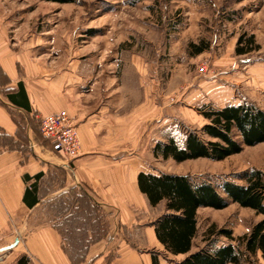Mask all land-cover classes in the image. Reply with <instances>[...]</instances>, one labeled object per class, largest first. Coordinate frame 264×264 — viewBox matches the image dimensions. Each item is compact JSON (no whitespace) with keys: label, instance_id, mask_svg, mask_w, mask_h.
I'll use <instances>...</instances> for the list:
<instances>
[{"label":"rangeland","instance_id":"obj_1","mask_svg":"<svg viewBox=\"0 0 264 264\" xmlns=\"http://www.w3.org/2000/svg\"><path fill=\"white\" fill-rule=\"evenodd\" d=\"M0 21L10 53L38 62L48 70L44 77L67 78L61 90L63 94L72 90L80 110L91 114L104 107L105 119L127 125V140L117 143H128L129 148L118 155L119 160L135 156L154 173H190L199 179L210 176L239 183L243 181L233 175L264 170V143L222 161L199 158L178 163L153 154L158 140L174 137L182 143L188 129H200L207 122L201 112L206 106L219 108L248 99L264 108L261 0H0ZM243 34H254L260 48L237 54ZM192 43L205 50L194 54ZM206 60L209 71L202 75L198 66ZM7 82L0 68V85ZM75 123L79 130L78 120ZM80 156L81 147L73 160ZM70 200L72 214L61 223V230L77 264H83L86 231L91 229L94 237L107 236L108 218L77 190ZM77 202L80 206L74 208ZM164 211L161 203L145 215L140 212L142 226ZM260 217L237 203L222 210L201 208L194 243L205 245V232L213 223L232 229L238 237L249 233ZM19 233L24 239L18 251L22 255L14 264L22 257L32 264L26 252L27 233ZM121 235L139 250L151 252L152 258L156 254L160 264H178L182 259L166 255L160 244L152 245L144 230H124ZM220 240L229 242L224 236ZM15 254V248L0 254V264H11ZM253 260L264 264L262 256Z\"/></svg>","mask_w":264,"mask_h":264},{"label":"crops","instance_id":"obj_2","mask_svg":"<svg viewBox=\"0 0 264 264\" xmlns=\"http://www.w3.org/2000/svg\"><path fill=\"white\" fill-rule=\"evenodd\" d=\"M6 46L0 21V68L8 78L0 85V254L15 248L9 262H17L24 240L21 231L27 233L26 252L32 264H77L61 230V223L72 214L70 199L77 190L93 206L102 208L109 224L107 236L94 237L91 229L86 231L80 263L153 264L151 252L139 250L121 235L124 230H144L152 245L164 247L153 225L158 217L142 226L140 216L152 206L139 189L138 175L151 171L135 156L119 160L118 155L129 148L128 143H117L127 140V125L119 119H105L104 107L91 114L80 110L72 90L65 94L61 90L67 78L44 77L48 70L27 55L10 53ZM63 110L79 122L81 156L76 160H58L60 156L39 131L41 116ZM79 206L77 202L74 208Z\"/></svg>","mask_w":264,"mask_h":264},{"label":"trees","instance_id":"obj_3","mask_svg":"<svg viewBox=\"0 0 264 264\" xmlns=\"http://www.w3.org/2000/svg\"><path fill=\"white\" fill-rule=\"evenodd\" d=\"M47 1L71 3L77 0ZM191 46L194 54L205 50L202 44L192 43ZM259 48L254 34H243L238 39L236 52L247 54ZM19 86L26 95L23 84ZM201 112L207 122L200 129H188L182 143L174 137L158 140L153 148L154 156L171 158L178 163L199 158L222 161L243 152L245 147L264 143V108L251 100L219 108L206 106ZM233 176L243 183L210 176L199 179L190 173H139V189L151 206L165 204V211L153 225L166 255H183L178 264H255L254 256L260 254L264 258V170L253 168ZM232 203L253 209L263 218L249 233L238 237L234 236L232 229L218 228L213 223L205 232V245L194 250L199 209L222 210ZM222 236L229 242L221 243ZM29 261L28 257H22L17 264H29ZM153 264H160L156 254L153 255Z\"/></svg>","mask_w":264,"mask_h":264},{"label":"built area","instance_id":"obj_4","mask_svg":"<svg viewBox=\"0 0 264 264\" xmlns=\"http://www.w3.org/2000/svg\"><path fill=\"white\" fill-rule=\"evenodd\" d=\"M198 71L202 75L208 73L207 60L199 64ZM75 121L65 110L39 118L41 136L51 150L65 160H73L80 154V134Z\"/></svg>","mask_w":264,"mask_h":264}]
</instances>
